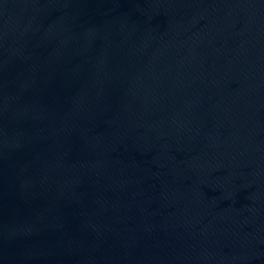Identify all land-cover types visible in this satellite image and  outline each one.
Listing matches in <instances>:
<instances>
[{
  "label": "water",
  "instance_id": "obj_1",
  "mask_svg": "<svg viewBox=\"0 0 264 264\" xmlns=\"http://www.w3.org/2000/svg\"><path fill=\"white\" fill-rule=\"evenodd\" d=\"M0 264H264V0H0Z\"/></svg>",
  "mask_w": 264,
  "mask_h": 264
}]
</instances>
